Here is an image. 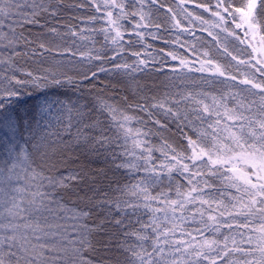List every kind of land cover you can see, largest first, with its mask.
Returning <instances> with one entry per match:
<instances>
[{
  "label": "snow or ice",
  "instance_id": "6c2138e0",
  "mask_svg": "<svg viewBox=\"0 0 264 264\" xmlns=\"http://www.w3.org/2000/svg\"><path fill=\"white\" fill-rule=\"evenodd\" d=\"M0 264H264V0H0Z\"/></svg>",
  "mask_w": 264,
  "mask_h": 264
}]
</instances>
